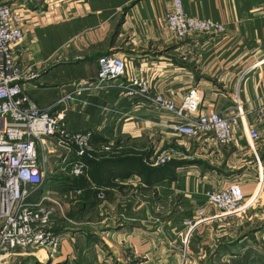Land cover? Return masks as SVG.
<instances>
[{"label": "crops", "instance_id": "1", "mask_svg": "<svg viewBox=\"0 0 264 264\" xmlns=\"http://www.w3.org/2000/svg\"><path fill=\"white\" fill-rule=\"evenodd\" d=\"M181 1L186 13L221 22L225 32L177 41L165 23L172 0H16L23 38L13 57L35 63L39 74L25 92L39 107L49 106L72 84L93 79L100 55L114 54L125 58L127 76L142 66L152 91L178 102L196 87L202 112H232L235 97L253 108L255 96L264 95V0ZM120 94L116 88L84 94L94 105L67 102L58 111L71 131L126 140L150 161L163 150L172 155L154 171L129 163L99 168V183L91 185L106 189L105 198L96 202L90 192L64 199L52 218L58 254L37 250L22 264H174L181 248L168 241L183 229V219L205 206L207 190L230 182L240 184L244 204L215 219L207 208L189 240L186 264H264V199L250 200L260 183L264 188V123L260 155L252 159L243 131L228 145L186 138L169 128L167 114ZM60 178L50 177L42 190L69 194Z\"/></svg>", "mask_w": 264, "mask_h": 264}, {"label": "built area", "instance_id": "2", "mask_svg": "<svg viewBox=\"0 0 264 264\" xmlns=\"http://www.w3.org/2000/svg\"><path fill=\"white\" fill-rule=\"evenodd\" d=\"M15 1L0 0V257L13 254L14 249L31 253L43 250L48 257L58 254L59 238L52 229V218L62 212L63 200L74 199L80 190L61 198L51 189L42 190V186L50 177L81 174L86 159L92 157L90 132L69 130L58 111V106L67 102L93 104L82 98L84 94L93 96L116 88L123 98L137 99L167 114L171 119L168 126L176 134L186 138L211 137L218 144L228 145L235 133L243 131L254 150L251 144L259 137L258 126L264 123V95L255 96L253 108L245 107L235 97L232 112H202L196 87L189 88L178 102L172 96L152 91L149 80L140 74L142 66L127 76L125 58L114 54L97 58L93 79L72 84L52 104L39 107L25 92L38 79L35 63H20L13 57L14 48L23 38L21 14L14 6ZM165 23L177 41L226 30L221 22L186 13L181 0H172ZM101 109L113 111L106 106ZM112 145L113 140H108L99 148L110 151ZM171 155L172 152L161 153L153 164L163 163ZM244 200L237 182L207 190L206 207H199L192 217L183 219V229L168 241V245L181 248L180 259L174 264H186L189 240L197 223L207 217L208 207L215 219L237 213Z\"/></svg>", "mask_w": 264, "mask_h": 264}, {"label": "trees", "instance_id": "3", "mask_svg": "<svg viewBox=\"0 0 264 264\" xmlns=\"http://www.w3.org/2000/svg\"><path fill=\"white\" fill-rule=\"evenodd\" d=\"M90 132V143L93 147V150L91 151L92 157L86 159V165L84 170L81 174L77 176H62L59 179L61 182V186L66 190H80L78 194H75L74 197L76 199H82L85 198L86 195L90 192L93 193V195L97 196L99 200H102L99 195L101 194L103 198H105V192L106 189H98V187H93L91 184L97 186L99 182L96 181L95 172L99 170V168L105 167L107 163H115V164H136L138 166H141V168L146 170H157V166H161L167 160L163 163L154 165L153 161H150L148 159V154L139 151L134 147V145L128 144L126 140L123 139H117L113 142V145L111 146L110 151H104L99 148L100 145L106 143V138H102L101 136L95 135L91 130ZM92 138H95V141H98L99 143H94ZM112 185H115L114 183H110ZM96 198V202L97 199Z\"/></svg>", "mask_w": 264, "mask_h": 264}, {"label": "rangeland", "instance_id": "4", "mask_svg": "<svg viewBox=\"0 0 264 264\" xmlns=\"http://www.w3.org/2000/svg\"><path fill=\"white\" fill-rule=\"evenodd\" d=\"M259 139H260V135H259L258 139L255 140L254 143L251 144L254 147V150L251 149L250 145L247 146V148L250 151V154L249 155H250V157L252 159L257 158L260 155L259 146H258ZM170 152H171V150H163V151H161V153H170ZM161 153H159V155ZM48 183H49V181L46 180L45 181V184H43L42 188H44V186H46ZM263 184H264V182H263ZM258 189L261 190L260 191L261 193H259V195L256 197V199H264V188H262V184L261 183L259 184V188ZM258 189H256L255 192H257ZM233 214H235V213H233ZM229 215H232V214H229ZM217 228H219L220 230H222V226L216 227V229ZM195 232L196 231H194L191 239L195 235ZM261 239H262V241L264 243V234H263V237ZM12 252H13V254H10V255L5 256V257H0L1 264H22L24 262L25 255L31 254V251L30 250H22V249H14V251H12ZM39 262H40L39 264H45L42 261H39Z\"/></svg>", "mask_w": 264, "mask_h": 264}, {"label": "bare ground", "instance_id": "5", "mask_svg": "<svg viewBox=\"0 0 264 264\" xmlns=\"http://www.w3.org/2000/svg\"><path fill=\"white\" fill-rule=\"evenodd\" d=\"M260 191H261V190L258 189L257 192H254V195H253V197H252L250 200L252 201L253 199H255V198L259 195V193H261ZM44 263H46V262H44Z\"/></svg>", "mask_w": 264, "mask_h": 264}]
</instances>
